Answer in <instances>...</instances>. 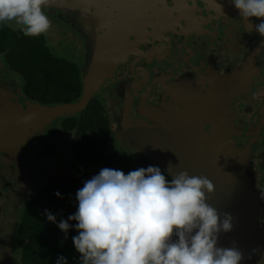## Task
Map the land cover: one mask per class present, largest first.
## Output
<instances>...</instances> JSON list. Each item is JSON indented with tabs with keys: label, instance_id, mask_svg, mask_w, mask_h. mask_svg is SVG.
Returning <instances> with one entry per match:
<instances>
[{
	"label": "flooded vegetation",
	"instance_id": "af4514ba",
	"mask_svg": "<svg viewBox=\"0 0 264 264\" xmlns=\"http://www.w3.org/2000/svg\"><path fill=\"white\" fill-rule=\"evenodd\" d=\"M44 12L51 24L69 29L68 39L77 47L82 94L74 102L83 95L95 55L112 69L84 111L97 105L109 127L92 175L105 167L125 174L149 165L163 169L137 141L139 133L161 129L174 135L191 127L205 132L213 117L230 118L241 134L234 139L244 148L264 121V37L251 27L260 20H245L229 0H65ZM18 77L2 63L0 87L12 90L24 106L43 104L22 89ZM84 112L61 117L20 150L0 154V264H23L25 222L49 205L52 213H62L68 203L65 180L89 172L79 159L83 137L77 126L68 127L71 116L78 119ZM49 134L57 136L58 146L47 140ZM253 160L255 201L264 191V126ZM41 161L49 164L48 174L38 184ZM256 219L253 233H258ZM239 247L247 252L241 264H253L254 252L263 248L255 239Z\"/></svg>",
	"mask_w": 264,
	"mask_h": 264
},
{
	"label": "clouds",
	"instance_id": "9594fccd",
	"mask_svg": "<svg viewBox=\"0 0 264 264\" xmlns=\"http://www.w3.org/2000/svg\"><path fill=\"white\" fill-rule=\"evenodd\" d=\"M49 0H0V25L15 24L24 36L38 37L51 22ZM241 17L264 37V0H229ZM264 192V191H263ZM213 183L181 171L171 179L159 166L125 174L102 168L76 192L77 210L67 219L45 210L47 220L72 237L80 264H241L237 247H219L221 233L232 231V216L218 213L208 197ZM56 195L59 197L60 193ZM264 199V193H262ZM70 221H75V225ZM56 264H69L58 256Z\"/></svg>",
	"mask_w": 264,
	"mask_h": 264
},
{
	"label": "water",
	"instance_id": "95a60500",
	"mask_svg": "<svg viewBox=\"0 0 264 264\" xmlns=\"http://www.w3.org/2000/svg\"><path fill=\"white\" fill-rule=\"evenodd\" d=\"M64 2L49 0L47 6H58ZM95 56L84 79L83 95L74 103L48 106L28 101L24 106L12 90L0 87V154L20 150L57 119L87 109L112 72V69H105L108 60L98 54ZM212 121V128L209 131L205 129V132L191 127L184 129L185 133L168 135L160 129L150 135L139 133L136 139L164 164L162 171L166 176L172 178L178 172L187 171L190 175L207 177L213 183L214 193L208 197V202L217 209L221 218L224 213L233 218L232 231L219 235L218 246L237 247L243 254V262L247 252L244 253L240 244L245 246L247 241L252 243L255 239L256 244L264 246V215L261 216L264 213V199L261 198L264 192L260 191V197L255 201V196H251L257 185L254 146L259 143L264 121L244 148H239L234 139V135L240 137L241 134H236L237 128L231 124L230 118L213 117ZM126 127L122 126L123 129ZM255 219L258 233L252 232ZM254 253L256 257L259 252Z\"/></svg>",
	"mask_w": 264,
	"mask_h": 264
},
{
	"label": "trees",
	"instance_id": "16d2710c",
	"mask_svg": "<svg viewBox=\"0 0 264 264\" xmlns=\"http://www.w3.org/2000/svg\"><path fill=\"white\" fill-rule=\"evenodd\" d=\"M0 56L11 73H17L21 79L20 86L34 100L44 105L74 103L82 94L80 83V69L72 59L58 57L47 43L46 34L38 37L24 36L22 30H15L7 25H0ZM69 118V131L78 127L84 145L81 148L79 159L90 167L83 177L75 178L72 175L67 181L68 203L64 211L56 212L57 221L67 219L77 210L76 192L83 187L85 181L95 174L91 171L96 161L102 158V147L106 145L109 136V127L104 111L91 104L90 109L78 119ZM78 121H81L79 123ZM49 205L46 210H51ZM52 212V211H51ZM44 211H37L20 234L26 240L23 249V264H56L58 256H66L69 264H80V254L76 252L72 237L78 235L75 228L70 229L67 239L57 224L47 220ZM75 225V221H70ZM27 228V230H26Z\"/></svg>",
	"mask_w": 264,
	"mask_h": 264
},
{
	"label": "rangeland",
	"instance_id": "374dc122",
	"mask_svg": "<svg viewBox=\"0 0 264 264\" xmlns=\"http://www.w3.org/2000/svg\"><path fill=\"white\" fill-rule=\"evenodd\" d=\"M56 23L51 24V27L49 28V30L47 32H45L46 37H47V43L48 46L50 47L51 51L57 55L58 57H63V58H68V59H72L73 61H77L76 58V53L78 52L76 49L77 47L72 44V41H70L71 35L72 33L69 31V29H67V27H63L61 24L59 25H54ZM9 27H11L12 29L15 30H19V28H17L15 26V24H5ZM62 28V30H61ZM67 33V34H66ZM2 62L3 59L0 56V68L2 66ZM7 67V66H6ZM5 71V70H4ZM19 81L21 83V79L20 77ZM55 135V134H54ZM53 134H49L47 140L50 141H56V144L58 146V139H56L57 136H54ZM70 137V135H69ZM68 135L66 137H64L65 139H69ZM61 149V147H59ZM44 160V159H43ZM42 160V161H43ZM41 161V162H42ZM39 165V169L38 170V184L39 182H41V179L44 180L45 178H47V174H48V166L49 164H47V161H44ZM256 166V164H255ZM85 170L89 171L90 167L86 168ZM40 188V185H38L37 189ZM263 222V220H262ZM253 264H264V246L262 248V250L256 254V257L254 258Z\"/></svg>",
	"mask_w": 264,
	"mask_h": 264
}]
</instances>
